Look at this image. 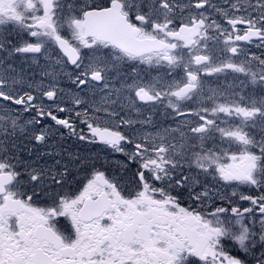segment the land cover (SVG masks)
<instances>
[{
  "label": "snow or ice",
  "instance_id": "snow-or-ice-1",
  "mask_svg": "<svg viewBox=\"0 0 264 264\" xmlns=\"http://www.w3.org/2000/svg\"><path fill=\"white\" fill-rule=\"evenodd\" d=\"M0 264H264V0H0Z\"/></svg>",
  "mask_w": 264,
  "mask_h": 264
}]
</instances>
